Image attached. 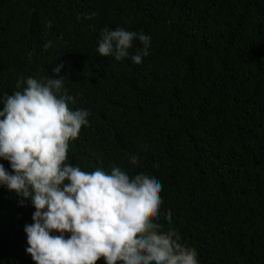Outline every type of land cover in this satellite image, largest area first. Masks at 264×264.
<instances>
[{
    "label": "trees",
    "instance_id": "16d2710c",
    "mask_svg": "<svg viewBox=\"0 0 264 264\" xmlns=\"http://www.w3.org/2000/svg\"><path fill=\"white\" fill-rule=\"evenodd\" d=\"M118 26L151 37L140 64L98 55ZM61 63L69 107L89 111L68 163L155 174L157 222L199 264H264V0H0V97ZM34 211L0 187V264H35Z\"/></svg>",
    "mask_w": 264,
    "mask_h": 264
},
{
    "label": "clouds",
    "instance_id": "9594fccd",
    "mask_svg": "<svg viewBox=\"0 0 264 264\" xmlns=\"http://www.w3.org/2000/svg\"><path fill=\"white\" fill-rule=\"evenodd\" d=\"M134 40L142 47L130 52ZM150 41L143 32L105 28L96 51L140 64ZM62 67L40 79L22 78L17 90L0 97V160L11 169L0 163V187L35 209L23 228L26 253L35 264H199L197 250L157 222L163 200L155 174L130 176L115 165L86 172L67 162L69 142L89 125V111L69 107ZM129 162L137 164L138 157ZM166 218L171 223L170 212Z\"/></svg>",
    "mask_w": 264,
    "mask_h": 264
}]
</instances>
